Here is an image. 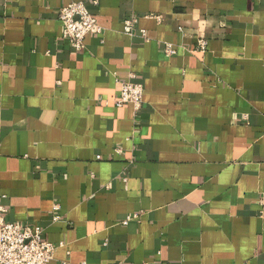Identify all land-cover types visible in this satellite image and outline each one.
I'll return each instance as SVG.
<instances>
[{"label": "crops", "instance_id": "1", "mask_svg": "<svg viewBox=\"0 0 264 264\" xmlns=\"http://www.w3.org/2000/svg\"><path fill=\"white\" fill-rule=\"evenodd\" d=\"M0 189L49 264H264V0H0Z\"/></svg>", "mask_w": 264, "mask_h": 264}, {"label": "built area", "instance_id": "2", "mask_svg": "<svg viewBox=\"0 0 264 264\" xmlns=\"http://www.w3.org/2000/svg\"><path fill=\"white\" fill-rule=\"evenodd\" d=\"M91 1L95 5L99 3V0ZM60 20L63 24V38L76 50L84 48L87 35L102 34L104 31L84 1H73L64 5L61 8ZM136 22L135 18L127 19L125 30L131 33ZM206 47L207 41L199 40L196 49L203 51ZM165 53L175 54L176 49L173 45L166 44ZM120 84L121 91L114 103L117 106L131 103L136 110H140L144 103V85L135 80V75H131ZM4 197L0 189V264H49L54 258L57 246L45 238L42 226L7 220L8 208L3 203ZM59 217L56 215L55 219ZM136 217L135 214L129 216L125 222Z\"/></svg>", "mask_w": 264, "mask_h": 264}]
</instances>
